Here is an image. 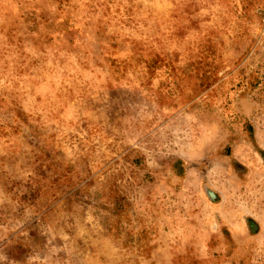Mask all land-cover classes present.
I'll return each mask as SVG.
<instances>
[{
	"label": "rangeland",
	"instance_id": "374dc122",
	"mask_svg": "<svg viewBox=\"0 0 264 264\" xmlns=\"http://www.w3.org/2000/svg\"><path fill=\"white\" fill-rule=\"evenodd\" d=\"M0 264H264V0H0Z\"/></svg>",
	"mask_w": 264,
	"mask_h": 264
}]
</instances>
